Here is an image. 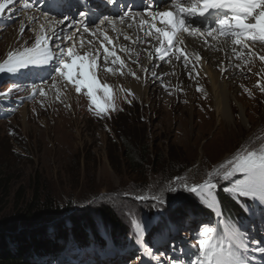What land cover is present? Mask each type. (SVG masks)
I'll use <instances>...</instances> for the list:
<instances>
[{
	"label": "rangeland",
	"instance_id": "374dc122",
	"mask_svg": "<svg viewBox=\"0 0 264 264\" xmlns=\"http://www.w3.org/2000/svg\"><path fill=\"white\" fill-rule=\"evenodd\" d=\"M36 7L40 8L31 1L27 10ZM22 11V7L10 5L0 14V64L15 38L14 48L20 52L35 44L37 29L22 21ZM65 15L62 11L60 16ZM100 19L96 16L92 26ZM196 20L192 19L193 24L200 26ZM64 46L71 47V43ZM259 56H253L259 75L252 85L260 88L259 97L245 102V107L233 101L234 121L238 122L232 127L218 120L215 111L205 118L198 109H192L180 90L179 98L168 101L171 87L163 86V80L170 61L156 63L150 58L148 63L137 65L143 84L162 91L154 97H140L127 83L124 89L115 77L111 82L115 108L106 114H97L86 89L81 96L74 90L64 100L62 93L74 85H65L63 77L53 71L54 61L15 74L0 73V170L10 176V195H0V219L15 217L16 192L20 190L23 200L19 199L18 205L37 197L40 202L52 199L58 207L85 211L105 242L100 249L91 235V245L81 249L73 236L66 240L56 235L59 229L46 230L44 238L64 244L65 252L58 260L32 263L195 264L199 230L215 227L220 220L237 255L247 264H260L262 257L255 248L256 242L264 241V202L225 191L242 179V174L223 179L230 171L227 161L264 149V84L260 77L264 61ZM186 74L184 78H188ZM248 75L250 72H243L241 77ZM222 133L227 134L225 138ZM131 148L138 156L143 154L147 162L134 166ZM205 180H210L213 187L190 191ZM217 192L230 201L231 207L242 203L240 213L246 217L241 218L243 223L236 230L229 232L221 219ZM191 199L200 207L176 215L178 207ZM245 203L251 210L256 206L257 214L246 213ZM102 207L115 214L127 228L125 232L115 234L111 226L103 224ZM64 228L71 230L73 226ZM150 234L152 246L146 242Z\"/></svg>",
	"mask_w": 264,
	"mask_h": 264
},
{
	"label": "bare ground",
	"instance_id": "6f19581e",
	"mask_svg": "<svg viewBox=\"0 0 264 264\" xmlns=\"http://www.w3.org/2000/svg\"><path fill=\"white\" fill-rule=\"evenodd\" d=\"M31 1L32 0H14L11 7H22V21L24 20L25 23L32 24L33 27H36L37 33L35 34L37 37L40 35H48L51 38L53 29H55V33L61 39L64 37H71L68 42L71 43V47L75 46V50L79 54L90 51L93 56L98 55V78L101 83H107L112 86V80L118 77V79L115 80L118 81V85L124 86V89H126L125 83H127L130 86L128 88H130V90L132 89V92L140 97H154L159 93L163 94L162 91L160 92L158 88L152 89L149 85L145 86V84H143L141 75H139L138 72L140 68L137 65L139 63H141V65L146 63L150 58L156 60V63H169L170 61V65L166 69L168 73H165L167 76H164L165 79L163 80V82H165L163 86L167 85L171 87V90L168 91L170 96L168 101L172 103V101L179 98L181 91L184 97L188 99L192 109H198L197 111L205 118L211 117V113L215 111L217 119L220 121L225 120L230 126L238 122L234 121V119H236V114L234 113L233 101L235 100L245 107V105H248L247 103L254 101L252 100L253 98L259 97L260 88L258 86H255V88L252 86L254 81H256L255 78L259 75L258 70H255L258 68L256 67L257 62L253 57V53L264 55V43L248 42L252 49L250 52L249 48L236 45L234 43V38L230 36H220L218 32L209 36V28L206 25L201 24L198 26L193 23L189 24L187 21L193 19L189 17L186 18L188 32L182 31L179 34V40H182L183 44L179 42L174 43L173 51L176 52V55L169 53L168 56L161 59L160 54L155 51L156 48L160 47V42L155 39L156 34L146 35L145 33L148 31L147 26H141L140 24L141 19L151 22L148 10L143 9L133 12H124L116 17L103 15L99 24L92 26L93 23L85 25L80 14L76 17L73 14H66L61 17L57 13L46 12L37 7L27 10V7H24V5H29ZM176 2L177 0H172L171 3L169 0H160L156 7L157 10H150L158 12L171 9L176 11L174 7ZM180 2L187 3V0H180ZM121 16H124L123 20L120 19ZM156 23L158 27L163 26L159 20H157ZM42 25L43 29H41ZM85 27L89 29V32H84ZM92 32H95L96 35L92 36L90 34ZM105 33L111 38L112 43H108L107 40H105ZM125 37H130V39H126ZM17 38L13 40L9 52H20L14 48L17 47L15 44ZM61 39H56L55 43L51 44L54 53L57 45L68 43ZM81 41H83L82 48ZM89 41H92V43L90 44ZM101 44H107L110 51H116L117 55L124 60V66L119 62L113 64L112 60L115 59L114 57H109L106 62L103 58L105 53L103 52ZM180 48H183L188 56V64L184 69H182L185 66L184 57L180 56L179 59L177 58V56H179L178 49ZM233 49H235V51H233ZM9 52L6 53L7 55L3 59L4 61L7 59ZM55 54L58 55V53ZM196 55L202 59L196 60ZM246 59L249 63H245ZM108 68H112L113 71H107ZM132 72H135L136 77H139V79L133 77L131 74ZM243 72H250V76L248 75L249 77L242 78L241 74ZM263 72L264 70L262 69L260 77L264 84ZM185 73L188 74V78L183 77ZM189 73H191V76H189ZM65 83H67L65 85H68V82L65 81ZM74 88L75 86H73V88L69 87L67 89L68 91L65 90V92L62 93L64 100L66 97H70L71 93H74ZM198 88L200 90H197ZM83 90L81 94L79 93L80 96L83 95ZM62 97L60 98V102L63 99ZM210 124L211 123H207V125ZM226 131L231 132V130L229 131L228 129H226ZM225 135L227 134H221L224 138Z\"/></svg>",
	"mask_w": 264,
	"mask_h": 264
},
{
	"label": "snow or ice",
	"instance_id": "6c2138e0",
	"mask_svg": "<svg viewBox=\"0 0 264 264\" xmlns=\"http://www.w3.org/2000/svg\"><path fill=\"white\" fill-rule=\"evenodd\" d=\"M169 2L171 3L172 0ZM13 3L14 0H0V14H3ZM28 6L27 4L24 5V7ZM174 7L176 11L169 9L157 12L151 11L150 6L146 5L145 9L148 10L151 22L144 19L140 21L141 26L148 28L146 35L156 34L155 39L160 42V47L156 48L155 51L160 54L161 59L168 56L169 53L176 55V52L173 51L174 43L183 44V41L179 40V34L182 31L188 32L186 18L189 17L203 21L204 25L209 28V36L217 32L220 36H230L234 38L236 45L249 48L250 52L252 49L248 42L264 43V0H187V3H181L180 0H177ZM214 12L219 13V18L215 20L214 24H209L208 20ZM120 19L123 20L124 16H121ZM157 20L163 24L162 27L157 26ZM187 23L191 24L193 21L188 20ZM41 29H43V25ZM84 32H89V29L85 27ZM90 34L96 35L95 32ZM104 35L105 40L112 43L111 38L106 33ZM125 38L130 39V37ZM56 39L61 38L53 29L51 38L48 35H40L36 37L33 47L25 48L23 52L19 53L9 52L7 59L3 64H0V73L15 74L31 67L47 66L54 61L53 71L63 77L66 82L74 85L76 93H81L83 89L87 90L86 94L90 98L91 105L95 106L97 114H106L110 108L114 109L112 87L107 83H101L98 78L99 56H93L90 51L79 54L75 50V46L67 47L65 52L63 43L56 46L55 53H58L56 55L51 47ZM70 39L71 37L63 38V40ZM89 43L91 44L92 41ZM82 47L83 41H81ZM101 47L105 53L103 58L106 62L109 57H114L113 64L119 62L124 66V60L117 55L116 51H110L107 44H101ZM178 52L177 58L183 56L187 66L188 56L184 49L180 48ZM65 55L68 59L64 58ZM195 59L200 60L202 58L196 55ZM259 59L264 61V55L259 56ZM245 63H248L247 59ZM107 71L112 72L113 69L108 68ZM131 74L139 79L135 72ZM153 75L156 74L153 73ZM261 90L264 91V89ZM101 92L103 95L99 94ZM227 164L230 166V171L224 173L223 179L228 180L237 173L242 174L243 178L235 180L234 185L231 188H226L225 191L235 192L240 197L264 202V149L260 152L248 151L245 154L236 155L227 161ZM202 187L210 188L213 185L210 180H205L203 185H194L190 191L195 193ZM138 198L143 199L144 197ZM216 234L217 229L211 226H204L202 230H199L198 244L195 246L198 248L195 264H247L244 259L237 255L231 244L225 245L216 239ZM256 243L255 251L264 253V246H260L264 244V241Z\"/></svg>",
	"mask_w": 264,
	"mask_h": 264
},
{
	"label": "trees",
	"instance_id": "16d2710c",
	"mask_svg": "<svg viewBox=\"0 0 264 264\" xmlns=\"http://www.w3.org/2000/svg\"><path fill=\"white\" fill-rule=\"evenodd\" d=\"M130 150L133 152L132 156H130V161L134 166L140 167L141 164L147 162V160H144L143 154L138 156L136 149L131 148ZM9 178V174H5L0 170V195H10ZM16 195L17 206L15 209L17 212L15 217L20 218L24 216L26 218H31L45 215L48 213V211L58 210L55 202L52 199H47L45 202H40L39 198L37 197H34L35 199L33 198V200L25 203L21 202L23 204L21 205L20 203V205H18L19 199H21V201L23 200V198H21L20 190L16 192ZM219 198L220 200L223 199V201L220 202V205L225 219L228 221V226L235 227V225L238 224V221H240L241 218H244L245 216L238 213L241 209L236 203H233V207H231L229 200L221 196H219ZM195 207L199 208L200 206L197 204V202L191 199L188 203H185L183 207H178L179 209H177L180 211L175 214H184L186 211ZM99 211L102 213L101 217L103 219V224L105 226H111L112 231L114 230L113 232L115 234L116 232L119 233L120 231H126L127 228L124 227L121 221L115 217V214L109 212L106 207L100 208ZM247 211L250 214L256 212V210H251L248 204ZM84 212L73 218V220L67 223V225H61L59 228H57L59 230L56 235H58L60 238L64 237L66 240L70 235L73 236L75 243L81 249L91 245L89 236L93 235L96 237V245H98L100 249H103L105 242L98 235L92 216L86 214V212L84 214ZM249 213L247 216H249ZM210 216H212L211 213ZM67 226H73V228L71 230L64 228ZM221 227L222 226L218 224L216 239L227 245L229 243V239ZM41 233H43V231L27 233L23 234L22 236L5 234L0 235V264H33L32 261L34 260L50 261L53 259H60L65 252L64 244H56V241L44 238L46 236H44V233ZM151 234L146 237L147 243H150L152 240Z\"/></svg>",
	"mask_w": 264,
	"mask_h": 264
},
{
	"label": "water",
	"instance_id": "95a60500",
	"mask_svg": "<svg viewBox=\"0 0 264 264\" xmlns=\"http://www.w3.org/2000/svg\"><path fill=\"white\" fill-rule=\"evenodd\" d=\"M57 206V205H56ZM58 210L48 211L45 215L31 218L14 217L13 219L0 220V235H18L25 233H34L59 228L61 225H67L80 212H76L72 207H58Z\"/></svg>",
	"mask_w": 264,
	"mask_h": 264
}]
</instances>
